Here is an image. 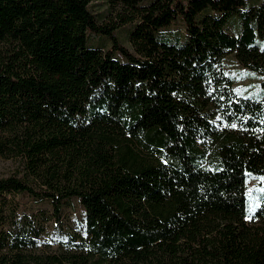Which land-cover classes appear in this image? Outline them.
<instances>
[{
  "label": "trees",
  "instance_id": "trees-1",
  "mask_svg": "<svg viewBox=\"0 0 264 264\" xmlns=\"http://www.w3.org/2000/svg\"><path fill=\"white\" fill-rule=\"evenodd\" d=\"M94 1L0 0V264H264V0Z\"/></svg>",
  "mask_w": 264,
  "mask_h": 264
},
{
  "label": "rangeland",
  "instance_id": "rangeland-1",
  "mask_svg": "<svg viewBox=\"0 0 264 264\" xmlns=\"http://www.w3.org/2000/svg\"><path fill=\"white\" fill-rule=\"evenodd\" d=\"M260 0H249L250 3H257ZM93 9L97 12L105 6L104 0H95L92 5ZM133 26L131 24L123 26L119 30V36L121 42L124 46L133 51V48L129 42V33L131 32ZM173 32H183V26L181 22H176L172 27ZM230 32L237 33L238 26L236 19L234 18L228 26ZM172 32V31H170ZM92 46H99L105 44L106 47H110V42L107 39H101L94 36L90 41ZM261 46H264V38L259 40ZM225 68L227 73L234 80L235 90L244 96L258 97L261 95V77L256 73L245 68L234 55H230L225 59ZM18 161L17 159H10L0 155V178L7 177L18 172ZM260 179L255 176H250L247 181V192L251 197L252 206L255 207L259 202V195L262 192V187L260 186ZM22 206H42L44 208H50L48 202H34L31 198L23 197L21 198ZM64 217L66 223L71 228H79L83 224V208L79 203L77 198L73 199V204L71 206H66L64 210ZM48 237L51 241H55L57 235L53 233L52 224L48 230Z\"/></svg>",
  "mask_w": 264,
  "mask_h": 264
},
{
  "label": "snow or ice",
  "instance_id": "snow-or-ice-1",
  "mask_svg": "<svg viewBox=\"0 0 264 264\" xmlns=\"http://www.w3.org/2000/svg\"><path fill=\"white\" fill-rule=\"evenodd\" d=\"M233 127H235V125H233Z\"/></svg>",
  "mask_w": 264,
  "mask_h": 264
}]
</instances>
